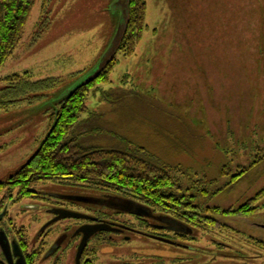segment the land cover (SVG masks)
<instances>
[{"label":"rangeland","instance_id":"374dc122","mask_svg":"<svg viewBox=\"0 0 264 264\" xmlns=\"http://www.w3.org/2000/svg\"><path fill=\"white\" fill-rule=\"evenodd\" d=\"M113 2L37 0L22 41L0 69V89L9 76L24 74L49 81L51 88L0 110V182L9 183L37 152L59 101L103 56L119 21ZM147 4L148 27L136 53H118L110 82L100 84L104 91L127 95L126 107H115L103 99L102 90H91L82 119L89 113L104 117L89 143L122 146L124 137L132 148L146 147L177 166L183 192L196 196L199 205L237 211L264 190V0ZM244 169L241 182L228 187ZM9 185L0 188V198L8 200L9 222L35 264H75L81 241L76 231L83 222L67 218L49 224L52 214L45 208L24 209L19 203L24 197ZM77 187L41 182L33 190L69 194ZM204 189L210 191L206 198ZM75 208L86 213L84 206ZM254 209L245 215L211 213L209 221L186 224L192 229L187 237L170 232L172 243L131 232L106 235V243L94 238L84 264H264V195ZM63 235L61 249L45 262L46 250ZM45 241L46 250L38 255Z\"/></svg>","mask_w":264,"mask_h":264},{"label":"trees","instance_id":"16d2710c","mask_svg":"<svg viewBox=\"0 0 264 264\" xmlns=\"http://www.w3.org/2000/svg\"><path fill=\"white\" fill-rule=\"evenodd\" d=\"M36 2L0 0V69L22 41ZM147 10V0H130V22L118 51L125 57L133 56L142 41L148 27ZM118 63L116 56L97 79L59 102L61 105L51 118V130L47 138L28 162L12 175L9 183L0 182V188L11 184L9 187L18 188L23 197H28L34 193L35 185L41 182L90 186L98 191L121 194L125 200L148 207L150 213L147 218L151 219L152 210L161 223V218H169L185 226L188 223L197 226L199 222L209 221L211 213L245 215L254 212V202L262 198L264 190L237 211L205 208L197 203L196 196H192L189 191L183 192L175 175L177 166L164 163L146 147L132 148L131 142L124 137H120L122 146L104 147L89 143L94 134H99L103 125L101 119L104 117L89 113L88 118L82 119L89 112L87 101L90 92L94 89L101 91L100 84L110 82V76ZM6 82L7 86L0 89V110L10 109L29 100L31 95L38 98L51 88L49 81H33L28 74L9 76ZM102 97L115 107L124 109L128 96L102 90ZM247 170L232 177L227 186L232 187L241 182ZM224 190L216 191L210 197ZM208 194V189L201 191V196L205 198ZM147 222L143 221V224ZM187 228L188 232L176 233L187 237L192 233V229ZM168 237L171 238L170 234Z\"/></svg>","mask_w":264,"mask_h":264},{"label":"flooded vegetation","instance_id":"af4514ba","mask_svg":"<svg viewBox=\"0 0 264 264\" xmlns=\"http://www.w3.org/2000/svg\"><path fill=\"white\" fill-rule=\"evenodd\" d=\"M33 191L34 193L31 195V197L29 198L24 197L20 199L19 203H21V206L24 209L28 207L29 208L31 207V209H34L33 207H39L40 209L45 208L48 213L52 214L53 219L51 221H53L55 218L58 217V214L55 213L56 210H68V211L82 213L78 211V209L75 207L84 206L86 213H82V214L89 216V219L68 218L69 220H76L78 222H81V221L83 222L82 224H80V226H78L77 231L85 225H97V224L107 223L111 226L112 229L109 231H103V232L96 233L93 237L90 238V240L88 241V244L94 238L98 239V241H101V242L103 241L104 243H106L107 242L106 235H108L109 237L112 235L120 236V235H123V232L125 233L131 232L135 235H140V236L145 235L143 237H150L151 239H154L157 241H162L160 239L172 241L168 237L169 236L168 233L173 232V231L169 229V225L159 222V218L156 219L158 215L154 214L152 210H151L152 215L150 219V218H147L146 216L133 215V214L122 212L120 210L109 207L108 203H113L117 200L126 199L121 194L107 192V191L106 192L98 191L94 188H91L90 186H78L75 192H69V194H64V193L59 194V193H54L51 191H43L42 195H38L36 193L37 190H33ZM34 197H35V200H32V198ZM77 197L89 198L92 201H95V200L96 201L93 203H87V202L78 201L74 199ZM24 201L25 202L30 201V203H23ZM31 202H34V203L31 204ZM63 202H66L68 205H63ZM39 204H42V206ZM9 214H10V209L8 206V200H6L4 196L2 195V198H0V233L2 232L5 233L8 239V242L11 247L13 263L18 264V261L21 258H23L26 261V264H35V261L32 260L30 254L28 253V250H27L28 248L26 246L27 243L23 241V238H20V236L16 234V230H15L16 227L15 228L13 227L14 224L13 225L12 223L10 224L9 221L11 217ZM124 215L134 218L135 221H131L130 223L129 220H126L123 217ZM62 220H67V219H62ZM143 221H153V222L143 224ZM135 222H137V224ZM45 230H47V228L42 229L40 233H43ZM145 230L150 231V233H147V231ZM77 231H76V236L78 238H81V241H82L83 234L82 233L77 234ZM17 232H20V230H17ZM173 233L181 235V233H176V232H173ZM10 234L14 235L15 238L11 239ZM64 236L65 235L60 237V239L56 241V243H54L52 246H50L48 250H46L45 248V246H47L46 244L48 243L47 241H45L44 244L40 243L39 245L40 247L38 248V255L42 254L43 250H46L45 252L46 257H44L45 258L44 261L46 262L48 260L53 259V257L59 252V250L61 249L64 243L63 241L65 238ZM125 237L129 238L128 236H125ZM42 239L43 238L40 239V242ZM109 240L110 242L111 241L113 242L112 239H109ZM14 244H16L18 249L20 250L21 252L20 256H15ZM88 244L81 257L80 264H84L83 257L86 251L88 250L87 249ZM78 248H77V253H78ZM0 251H1L0 264H10L1 246H0ZM77 253H76V258H77ZM76 258H75V264H77Z\"/></svg>","mask_w":264,"mask_h":264},{"label":"water","instance_id":"95a60500","mask_svg":"<svg viewBox=\"0 0 264 264\" xmlns=\"http://www.w3.org/2000/svg\"><path fill=\"white\" fill-rule=\"evenodd\" d=\"M112 4L114 7V10L119 14V21H118L117 28L114 32V35L110 41V44L108 45L103 56L98 61V63L94 66V68L91 69L85 75L84 79L79 84H77L74 88H72L59 102H61L65 97H67L69 94H71L78 88L86 86L90 84L92 81H94L95 79H97L102 74V72L106 70L109 64L115 60L118 54V51L121 47L122 41L124 39L125 33L127 31L128 24L130 22V0H114ZM74 199L78 201L87 202V203H93L96 201V200L92 201L89 198H83V197H77ZM108 206L111 208L120 210L122 212H127V213L138 215V216H147L150 213V210L146 208L145 206H142L136 202L129 201V200H117L113 203H108ZM55 213L58 214V217L55 218L53 221H51L49 224H52L54 222L60 221L62 219H67V218L89 219V216L79 213V212H74V211L56 210ZM160 220L163 223L169 225V229L174 232H180V231L188 232V228L177 220H173L169 218H161ZM111 229L112 228L109 224L102 223V224H97V225H85L77 231V234L79 233L83 234L82 241L78 248V253H77V258H76L77 264H80L81 257L83 255V252L90 238L93 237L98 232L109 231ZM160 240L166 243H172L169 240H165V239H160ZM0 246L4 254L7 257L8 262L10 264H14L10 244L8 242V239L5 233L3 232L0 233ZM14 250H15V256L21 255V252L18 249L16 244H14ZM18 264H26V261L23 258H21L18 261Z\"/></svg>","mask_w":264,"mask_h":264}]
</instances>
